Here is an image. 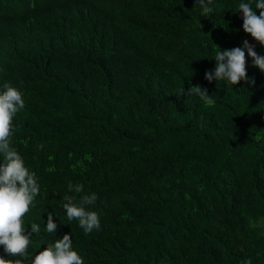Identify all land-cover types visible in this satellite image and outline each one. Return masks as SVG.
Instances as JSON below:
<instances>
[{"label":"trees","instance_id":"16d2710c","mask_svg":"<svg viewBox=\"0 0 264 264\" xmlns=\"http://www.w3.org/2000/svg\"><path fill=\"white\" fill-rule=\"evenodd\" d=\"M241 2L0 0V92L25 101L11 146L40 185L30 257L69 234L84 264H264V72L246 56L255 86L205 78L220 49L264 56ZM197 85L214 104L179 95ZM70 182L100 230L67 219Z\"/></svg>","mask_w":264,"mask_h":264},{"label":"clouds","instance_id":"9594fccd","mask_svg":"<svg viewBox=\"0 0 264 264\" xmlns=\"http://www.w3.org/2000/svg\"><path fill=\"white\" fill-rule=\"evenodd\" d=\"M197 5L202 9V14L208 17L214 13L212 0H197ZM238 12L242 13L243 30L257 43L264 46V0L241 2ZM259 12V14H257ZM218 49L219 46H217ZM246 56H250L254 66L264 72V56H260L247 40L243 42V48L235 47L231 50H219L215 52V71L206 72L205 78L213 81H225L234 86L242 81L255 86L254 78H249L246 70ZM4 91L0 92V155L3 162L0 163V246L4 253L13 259H5L0 256V264H84V259L73 250L72 237L65 234L62 239H56L40 251L38 255L30 257L29 247L32 244V235L41 233V227L37 223H31L30 231L25 227L26 217L32 208L36 207V198L40 194V185L36 173L30 171L21 154L11 146V137L15 132L14 118L25 107L23 93L4 83ZM180 96L196 95L206 105L214 104L212 95L201 86H192L185 92L184 86L180 89ZM39 150L43 145L38 146ZM68 191L80 195L84 193V185L68 184ZM77 197L64 195L62 204L69 221L77 220L84 234L88 235L101 228L99 215L95 211L87 210L85 206L94 205L98 200L96 193L80 195ZM59 226L54 222L53 214L48 213L46 232L56 234ZM245 264H252L249 259Z\"/></svg>","mask_w":264,"mask_h":264},{"label":"rangeland","instance_id":"374dc122","mask_svg":"<svg viewBox=\"0 0 264 264\" xmlns=\"http://www.w3.org/2000/svg\"><path fill=\"white\" fill-rule=\"evenodd\" d=\"M250 44V43H249Z\"/></svg>","mask_w":264,"mask_h":264}]
</instances>
